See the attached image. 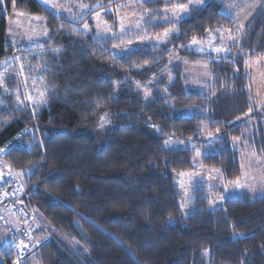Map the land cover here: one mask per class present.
Instances as JSON below:
<instances>
[{
  "label": "trees",
  "instance_id": "1",
  "mask_svg": "<svg viewBox=\"0 0 264 264\" xmlns=\"http://www.w3.org/2000/svg\"><path fill=\"white\" fill-rule=\"evenodd\" d=\"M132 1L60 0L55 10L40 0H0V63L18 51L46 48L43 78L50 88L34 117L30 107L20 111L2 95L9 107L0 109V149H6L0 164L24 171L42 240L20 264H264V195L244 193L213 208L209 186L199 184L183 211L177 173L193 168L194 149L165 144L167 136L199 138L203 128L219 129L217 149L202 164L218 169L224 183L242 175L233 140L250 132L246 118L264 114V107L252 112L256 102L245 66L249 58L264 57V0L234 43L237 56L218 62L187 45L216 26L237 25L222 11L225 0H207L170 23L164 11L171 4L143 0L145 13L158 18L144 31L98 37L96 13L119 32L117 9L128 7L118 6ZM80 4L103 7L81 19ZM15 11L44 18L48 35L33 47L9 44ZM173 26L179 33L156 40ZM149 36L155 41L143 38ZM175 51L189 62L209 61L214 80L208 94L191 86L180 66L173 76L163 73ZM257 124L253 142L263 155L264 123ZM42 220L72 245L58 233L44 237ZM8 251L14 257L12 242L1 248L0 264H13Z\"/></svg>",
  "mask_w": 264,
  "mask_h": 264
},
{
  "label": "rangeland",
  "instance_id": "2",
  "mask_svg": "<svg viewBox=\"0 0 264 264\" xmlns=\"http://www.w3.org/2000/svg\"><path fill=\"white\" fill-rule=\"evenodd\" d=\"M206 1L207 0H205V2ZM259 1L260 0H225L222 11H224L225 13L231 10L240 12L241 15L239 16V20L244 24L245 27L247 22L258 9ZM248 5H252V7H249ZM127 7L128 8L124 10L123 13L120 12L123 9L119 10L115 7V12L117 9L118 12L116 13H119V16H124L127 14L128 19L133 22L140 19V14L145 13L146 10L144 1L143 3H137L136 0H133ZM55 10H58V8ZM133 12H135V15H131ZM97 13H100L102 20L106 21L109 25V22L107 20H104V14L102 12ZM35 16L38 15L19 11L14 13L11 16L9 25L7 27V42L9 44H12L16 49L33 47L34 45L39 44L40 41H42L46 37L42 35V33L47 30V27L45 25L44 18L38 16L42 19H32V17ZM134 18L137 19L135 20ZM231 20L234 21L233 19ZM95 23H97L96 20ZM238 27L239 25L237 23L236 26L220 25L211 30L212 36L216 37L214 40H212V49L217 47L229 49L230 51L227 56L207 47V42L210 39L209 32L204 37L197 38L201 41H204V44L201 45L205 48L203 52L197 51V48L200 46L192 45L191 42L187 45V49L196 51L201 54H206L208 55V59H216L217 62L221 59L228 60L230 58L229 56H233L234 60V57L237 56L239 52V47L238 45H234V43L228 38L229 33L224 30L231 29V34L235 35ZM101 28L103 29V24L101 25ZM9 29H11V32L9 31ZM217 29H220L221 31L218 32ZM29 36L32 37L31 40L29 39ZM148 38H150V36ZM152 38L153 37H151L150 39ZM153 40L155 41V38H153ZM45 52L46 48H34L28 51H18L16 55L6 56V58L3 57L0 63V73H3L5 69H9L10 73H16L17 75L15 80H13L10 75H6L5 85L7 91H5L4 87H0V109L4 106L9 107V103L3 100L2 95L9 96L13 103L12 105L16 107V93L17 91L23 93V86L25 84L24 77H28L26 82L28 85L27 91L32 95L34 100L38 101L40 99V94L42 93L45 95L46 100L48 99V92L50 91V88L43 78V74L48 68L47 61L45 60ZM184 56L185 55L179 54L177 51L173 52V55H171L166 60V65L163 73L167 72L173 76L172 71L178 69L175 68L176 66H180L182 67L184 74L188 79V83H190V85L195 88L201 89L202 92H205V94H208V92L211 90L210 88L214 80L209 61L189 62L187 58H184ZM258 58L260 57L249 58L247 61H255ZM21 64H23L22 74H20ZM246 71L249 77L248 82L251 84L250 86H248V90L256 102V108L252 112L261 113L264 107V60H260L259 63H252L250 66H246ZM33 81H35V87H33ZM20 98L21 100H24L25 96L21 94ZM45 105L46 104L37 105L36 111L40 110ZM25 106L30 107L31 109L33 107L31 102H26ZM245 120L247 125L249 126L250 132H245L244 136H241L238 140H233L235 144H239L238 156L242 170V175L239 178L242 182L246 183V185H249L242 188H237L233 185L232 182L236 179L224 183L223 180L220 179V174L216 171V169L207 168L202 164V157L205 154L216 151L217 146L215 140L220 139V133L210 132L206 127L202 129L203 134L202 137L199 138H177L173 136H167L166 140H173V143L170 145H173L174 147H191L194 149L193 161L195 162H193V168L177 173V183L182 193L181 205H183V211H188V209L190 208V202L193 199L192 192L194 191V188L199 184H207L209 186V195L212 199L211 205L213 208L221 206L223 202L228 198H234L244 193L249 194V196L252 198H257L264 195V153L263 155H261L257 151L258 149L253 142V139L256 138L255 136H258L259 134V132H256L255 129H260L257 123L259 122V120L264 123V114H260L258 117H248ZM1 125L2 122L0 119V127ZM197 150L201 153L199 156L196 155ZM253 151H255L256 157H251L250 159L251 153ZM181 173H194V175H180ZM220 197H223V199H220ZM2 210L3 209L0 210V250L1 248L9 244L8 241H12L9 228L10 226L16 225L17 223V220L13 217L11 211L9 210L7 211L9 213L5 214L4 218H1V216L4 215V211ZM38 213L40 218L43 219L41 213L39 211ZM5 222H7V224ZM44 222V220L41 221V224L43 226H46V230H44L47 231L44 232V237L51 238L53 237V235L58 233L66 244L72 245L70 240L64 234H62V232H58L54 228H50V225H48L47 222Z\"/></svg>",
  "mask_w": 264,
  "mask_h": 264
},
{
  "label": "snow or ice",
  "instance_id": "3",
  "mask_svg": "<svg viewBox=\"0 0 264 264\" xmlns=\"http://www.w3.org/2000/svg\"><path fill=\"white\" fill-rule=\"evenodd\" d=\"M41 2L44 5L49 6L52 9H57V8L62 7L59 4L53 3L52 0H41ZM136 2L137 3H143V0H136ZM164 2H165L166 5L171 4V8L170 9L166 8L165 11H164V17H165L164 22L165 23H170L172 20H182V19H184V16L190 14L191 10L197 8V6H199V5H203L205 3V0H189V2L187 4L179 3V2L173 3V0H164ZM126 6H129V5H123L122 4V5H119L118 7H126ZM248 6L252 7V5H248ZM92 7L102 8L103 5L102 4H96L94 6H89L87 4H80V6H79V8H80V17L79 18L82 19L84 17V15L87 14V12L91 11ZM67 11L69 13L72 12V10L70 8ZM112 11H113V9H111V8L108 9V13H111ZM157 11H159V10H157ZM54 15H59V13L58 12H54ZM131 15H135V12H133ZM145 15H147V20H145V18H144ZM227 15H229V17L231 19H233L234 21H236L238 23V25H239L238 30H237L235 35L231 34V31H232L231 29H225L224 30V31H227L229 33V37L228 38L233 43H236L238 41V39L242 38V35L244 33V24L242 22H240V20H239V16L241 15V13L238 12V11H235V10H231V11H227ZM32 19L40 20L42 18L38 17V16H35V17H32ZM94 19L97 21V23H96V29H97L96 35L98 37L101 36V35H105L106 36L108 33H111V37L110 38H119V37L123 36L126 32H129V31H136V32L144 31V24L145 23H151V22H153L154 20H156L158 18L152 13H141L140 14V19H138L135 22H133V21L128 19L127 14L124 15V16H119L118 17V19H119V32H113L112 31V26L108 25L106 21L102 20V17H101L100 13H96ZM102 24H103V29L101 28ZM83 27H84L85 30H89V25L87 23L84 24ZM9 31L11 32V29H9ZM207 31L209 32V36H210V39L207 42V47L212 49V40H214L216 37L212 36V33H211L210 29L207 30ZM217 31L219 32L221 30L217 29ZM174 33H179V29L174 27V26L171 27V28H167V29H165V31L163 32L162 35H157L156 36V40L161 42V43H163V42H165L167 40V38L171 34H174ZM42 35L47 36L48 35L47 30H45L42 33ZM143 38L144 39H150L148 37H143ZM29 39L31 40L32 37L29 36ZM129 43H131V42L129 41ZM191 44L200 46V47L197 48V51L203 52L205 50V48L203 46H201V45L204 44V41H201V40L197 39L196 37L192 38ZM115 47H121V46L120 45H115ZM181 47H183V45ZM212 50H214V51H216L218 53H223L225 56H227V54L230 51L229 49H226V48H223V47H217V48H214ZM129 51H131V50H129ZM122 54H123V50H122ZM260 60H264V57H260V58H258L255 61H245V64H246V66H250L252 63H259ZM20 69H21V73L20 74H22L23 64L20 65ZM6 75H10L11 78L13 80H15L17 74L16 73H10L9 69H5V71L3 73H0V87H4L5 91H7V88H6V85H5V77H6ZM27 79H28V77H24L25 84L23 86V88H24L23 93H21L20 91H17V93H16V107L20 111L27 112V107L25 106L26 102H31L32 105H33L32 110H31V114L34 117L35 113H36V106L40 105V104H46L47 100H46L45 95L43 93L40 94V99L38 101L33 99L32 95L29 94L28 91H27V88H28V85L26 83ZM41 79H42V77H41ZM33 87H35V81H33ZM21 94H23L25 96L24 100H21V98H20ZM249 111H251V109H249ZM105 122H107V121H105ZM101 126H103V125H101ZM217 132H219V129H217ZM172 142L173 141L171 139H169V140L165 141V144L166 145L167 144H171ZM0 151H6V149H0ZM200 154L201 153L197 150L196 155L199 156ZM251 157H256L255 151H253L251 153L250 159H251ZM193 162H195V161H193ZM242 167H243V165H242ZM216 171L219 172L218 169ZM23 174H24L23 170H21L20 172L16 173L17 176H22ZM180 175H194V173H181ZM2 176H3V173H0V178H2ZM232 183L237 188H242V187L249 186V185H246V183L242 182L239 177L235 181H233ZM18 191H23V186L22 185H21V188L18 189ZM13 194H15V193H13ZM5 195H7V194H5ZM220 199H223V197H220ZM29 231H31V229H29ZM236 235H242V234H236ZM8 242L11 243L12 241H8ZM17 247L19 248L20 253L23 254V251H24L25 248H27V245L23 244V241H21V243Z\"/></svg>",
  "mask_w": 264,
  "mask_h": 264
},
{
  "label": "built area",
  "instance_id": "4",
  "mask_svg": "<svg viewBox=\"0 0 264 264\" xmlns=\"http://www.w3.org/2000/svg\"><path fill=\"white\" fill-rule=\"evenodd\" d=\"M4 154L5 151H0V158H3ZM21 185L23 186V191H18ZM0 207L11 211L13 217L17 220L18 225L10 227V234L13 238L14 257L10 251L7 254L12 259L13 264H20V260L39 247L42 240L35 233L37 224L36 211L28 199L23 180L15 172L10 174L6 179H0ZM21 241L27 245L23 254L20 253L17 247Z\"/></svg>",
  "mask_w": 264,
  "mask_h": 264
},
{
  "label": "crops",
  "instance_id": "5",
  "mask_svg": "<svg viewBox=\"0 0 264 264\" xmlns=\"http://www.w3.org/2000/svg\"><path fill=\"white\" fill-rule=\"evenodd\" d=\"M41 1V0H40ZM57 2V4L60 2V0H52V2H54V3H56ZM17 11H15L14 13H16ZM13 13V14H14ZM12 14V15H13ZM0 173H3V176H2V178H0V179H6L10 174H12V173H14V171L12 170V169H10L9 168V165L8 166H4V167H2V164H0ZM2 209V207H0V210ZM2 211H4V215L3 216H1V218H4L5 217V214H7V213H9V212H7L8 210H2ZM6 224H7V222H5ZM18 225V223H16V225H12V226H10V227H14V226H17Z\"/></svg>",
  "mask_w": 264,
  "mask_h": 264
},
{
  "label": "clouds",
  "instance_id": "6",
  "mask_svg": "<svg viewBox=\"0 0 264 264\" xmlns=\"http://www.w3.org/2000/svg\"><path fill=\"white\" fill-rule=\"evenodd\" d=\"M21 177V176H20ZM22 179V178H21ZM10 229V228H9ZM10 232V231H9Z\"/></svg>",
  "mask_w": 264,
  "mask_h": 264
}]
</instances>
